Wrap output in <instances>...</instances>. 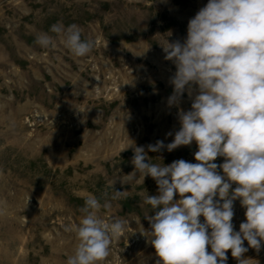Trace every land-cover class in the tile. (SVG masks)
Returning a JSON list of instances; mask_svg holds the SVG:
<instances>
[{
  "label": "rangeland",
  "instance_id": "rangeland-1",
  "mask_svg": "<svg viewBox=\"0 0 264 264\" xmlns=\"http://www.w3.org/2000/svg\"><path fill=\"white\" fill-rule=\"evenodd\" d=\"M207 2L0 0V264H67L79 241L66 229L79 224L90 195L110 205L97 213L101 219L127 222L99 264H157L146 216L159 209L144 201L158 186L139 173L121 180L134 171L133 147L171 143L178 110L191 107L187 92L178 107L168 104L176 68L163 47L184 41L188 21ZM58 23L77 25L92 50L74 55L63 34L50 31ZM43 33L54 46L36 43ZM197 150L193 142L148 156L156 164L197 163ZM113 188L124 191L119 199ZM233 211L239 231L246 221L239 199ZM244 247L240 259L264 264V242L259 251ZM227 257L239 264L231 250Z\"/></svg>",
  "mask_w": 264,
  "mask_h": 264
},
{
  "label": "clouds",
  "instance_id": "clouds-1",
  "mask_svg": "<svg viewBox=\"0 0 264 264\" xmlns=\"http://www.w3.org/2000/svg\"><path fill=\"white\" fill-rule=\"evenodd\" d=\"M50 31L63 34L66 46L78 57L92 50L93 43L82 40L75 24H54ZM36 43L54 46L47 33ZM163 49L165 59L176 68L168 104L178 107L187 92L191 107L178 110L180 127L171 143L158 140L133 147L134 171L121 182L128 183L139 173L158 186V194L147 195L144 201L159 209L146 216L157 264H226L228 250L239 264H246L247 259H240L248 251L244 241L257 251L264 242V0H208L188 21L184 41L167 42ZM193 142L197 163L179 159L156 164L148 156ZM217 157H224V162L215 163ZM123 193L113 188L112 199ZM176 194L179 199H174ZM237 199L246 209V221L234 231ZM102 206L110 205H101L90 195L80 209L79 224L66 229L75 231L79 241L67 264H99L109 256L113 239L123 235L127 222L101 219L97 213Z\"/></svg>",
  "mask_w": 264,
  "mask_h": 264
}]
</instances>
